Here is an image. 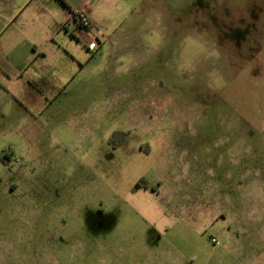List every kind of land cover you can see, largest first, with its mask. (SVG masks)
Returning <instances> with one entry per match:
<instances>
[{
	"label": "rangeland",
	"instance_id": "1",
	"mask_svg": "<svg viewBox=\"0 0 264 264\" xmlns=\"http://www.w3.org/2000/svg\"><path fill=\"white\" fill-rule=\"evenodd\" d=\"M12 7L0 264H38L30 234H77L43 264L264 259V0H146L114 41L74 39L39 66L5 41Z\"/></svg>",
	"mask_w": 264,
	"mask_h": 264
},
{
	"label": "crops",
	"instance_id": "2",
	"mask_svg": "<svg viewBox=\"0 0 264 264\" xmlns=\"http://www.w3.org/2000/svg\"><path fill=\"white\" fill-rule=\"evenodd\" d=\"M146 0H12L13 7L8 21L14 24V30L5 36V41L17 45L22 42L33 48L23 63L37 66L46 64L49 59L48 51L60 47L62 43H77L88 46L96 41L98 49L107 42L115 40L113 36L120 26L125 24L127 17L134 15L139 6ZM75 10L87 14L92 28L84 32L74 26L70 15ZM88 48V47H87ZM74 57V54L71 53ZM37 89H49L39 87ZM46 86L51 83L43 82ZM42 85V83H41ZM56 88V86L52 87ZM264 259L256 256L254 264H261Z\"/></svg>",
	"mask_w": 264,
	"mask_h": 264
},
{
	"label": "flooded vegetation",
	"instance_id": "3",
	"mask_svg": "<svg viewBox=\"0 0 264 264\" xmlns=\"http://www.w3.org/2000/svg\"><path fill=\"white\" fill-rule=\"evenodd\" d=\"M139 187V186H138ZM77 234H30L28 239V246L33 255L34 251H40L41 257L37 259L36 263L43 264V254L54 250H70L73 247ZM92 251L91 246H86V249ZM30 255L31 262L34 259Z\"/></svg>",
	"mask_w": 264,
	"mask_h": 264
},
{
	"label": "built area",
	"instance_id": "4",
	"mask_svg": "<svg viewBox=\"0 0 264 264\" xmlns=\"http://www.w3.org/2000/svg\"><path fill=\"white\" fill-rule=\"evenodd\" d=\"M70 21L74 26L84 32H88L92 28L91 22L87 14L84 13L82 10L73 11L70 15ZM87 47L89 50L95 51L98 49V44L95 41H92L88 44ZM214 241L215 239H213V242Z\"/></svg>",
	"mask_w": 264,
	"mask_h": 264
}]
</instances>
